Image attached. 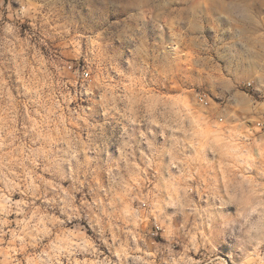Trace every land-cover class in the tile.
<instances>
[{
    "label": "rangeland",
    "instance_id": "374dc122",
    "mask_svg": "<svg viewBox=\"0 0 264 264\" xmlns=\"http://www.w3.org/2000/svg\"><path fill=\"white\" fill-rule=\"evenodd\" d=\"M203 15L191 0L187 17L172 23L195 29ZM98 31L85 7L0 0V70L13 69L0 76V264H205L198 185L162 183L169 171L179 177L181 166L165 171L147 142L129 136L143 131L152 140L148 129L159 131L177 110L191 113L183 127L212 134L223 149L214 175L231 200L227 210L257 213L264 208V110L211 115L212 105H223L206 91L121 77ZM177 35L195 57L196 37ZM54 154L72 163L54 170ZM207 258L264 264V242L234 250L222 238Z\"/></svg>",
    "mask_w": 264,
    "mask_h": 264
},
{
    "label": "clouds",
    "instance_id": "9594fccd",
    "mask_svg": "<svg viewBox=\"0 0 264 264\" xmlns=\"http://www.w3.org/2000/svg\"><path fill=\"white\" fill-rule=\"evenodd\" d=\"M172 3L173 0H62L65 10L85 7L97 17L100 31L96 34L103 35L110 62L119 67L121 77H138L165 89L181 86L182 93L185 89L206 91L223 105H212L211 115L235 116L233 109L242 113L264 110V103H258L264 100V0H197L204 15L195 29L191 23L187 27L172 23L187 17L191 0H176L184 7H172ZM178 32L196 37L195 57L188 56L187 45ZM12 71L3 67L0 76ZM191 94L195 96V92ZM241 97L247 102L239 103ZM186 119H191V113L177 110L161 123L159 131L147 130L152 140L143 131H135L129 140L139 137L137 142H147L153 160L165 171L181 166L179 177H172L169 171V180H163L161 175L162 183L196 182L195 192L201 204L197 230L207 255L222 238L230 240L234 250L264 242V208L257 213L250 207L227 210L231 200L214 175L215 158L223 149L212 134L196 135L191 127L184 128ZM178 132L183 135L178 136ZM157 136H163V142L154 143ZM130 147L125 145V149ZM168 158L171 165L164 163ZM66 161L72 163L67 156L54 154L49 164L55 170ZM191 191L186 189V194ZM207 255L205 264H211ZM215 264L227 262L217 260Z\"/></svg>",
    "mask_w": 264,
    "mask_h": 264
},
{
    "label": "built area",
    "instance_id": "2783aa9c",
    "mask_svg": "<svg viewBox=\"0 0 264 264\" xmlns=\"http://www.w3.org/2000/svg\"><path fill=\"white\" fill-rule=\"evenodd\" d=\"M204 99L207 100V104L204 103ZM196 101L198 104H200L201 106L208 108L210 106V100L207 96L203 95V94H198L196 97ZM220 121H223V119L221 118ZM257 127H261V123L257 124Z\"/></svg>",
    "mask_w": 264,
    "mask_h": 264
}]
</instances>
